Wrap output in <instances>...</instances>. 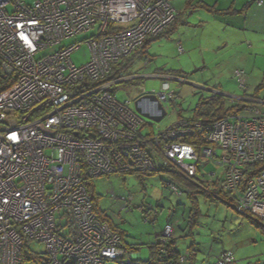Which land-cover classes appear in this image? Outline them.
I'll use <instances>...</instances> for the list:
<instances>
[{"label":"built area","instance_id":"obj_1","mask_svg":"<svg viewBox=\"0 0 264 264\" xmlns=\"http://www.w3.org/2000/svg\"><path fill=\"white\" fill-rule=\"evenodd\" d=\"M171 1L0 0V264H26L25 249L35 242L45 246L46 264H142L99 219L87 182L151 174L158 164L190 177L201 160L226 167V192L242 213L264 221V168L255 170L264 163V100L245 95L236 98L246 102L241 112L211 125L178 118L156 133L133 100L113 92L126 79L114 78V68L180 15ZM92 30L86 65L72 59L80 44L55 50ZM234 74L246 92V72ZM145 95L173 107L177 100L168 80ZM143 110L161 114L152 105ZM193 127L211 145L201 153L181 141ZM172 231L167 225L162 239ZM217 264H235L233 253Z\"/></svg>","mask_w":264,"mask_h":264},{"label":"rangeland","instance_id":"obj_2","mask_svg":"<svg viewBox=\"0 0 264 264\" xmlns=\"http://www.w3.org/2000/svg\"><path fill=\"white\" fill-rule=\"evenodd\" d=\"M211 28L210 26L205 29L203 27L195 28L189 35L190 38H194L191 46L187 47L182 44L185 47L182 52L179 51L178 44L180 32L175 34L172 39H159L152 42L148 49L149 56L138 55L139 58L137 57L133 67L129 69V74L125 73V77L134 76L136 73L147 77L156 71H167L168 74L162 72L164 76L166 74L169 76L170 72L173 73L170 76L173 78L170 85L171 92L175 93L177 97L175 107L169 102L163 104L164 108H169V111L159 123L145 120L147 124H154L153 129L156 133L166 131L173 125L180 118L178 112H181L183 116L181 119L194 117V108L200 97L209 95L206 91L201 90V86H215L217 82H221L222 86L227 88L230 93L226 96L228 106L237 104L244 106L246 102H239L237 97L255 96V90L244 92L239 88L234 74L235 70L230 68L240 61L237 54L232 55V48L226 47L218 50L213 42L207 43L211 36ZM221 32L213 37L215 42L220 40V38L216 39V36L219 35L221 38L227 36V32ZM94 34V30L82 33L65 40L55 50L80 44L81 48L72 54V59L77 66H84L91 60V53L86 41ZM200 34L204 37L202 41L201 39L199 41ZM200 42L205 45L201 47ZM224 58H227L228 62L217 67V60H224ZM126 61L129 60L124 62ZM261 61L262 59L259 58L256 70L253 73L249 72L248 75L257 77L263 75L264 63H260ZM178 76L183 79L181 80ZM157 77L156 79H141L139 80L140 84L135 87L133 86L136 82L125 79L115 88L118 100H133L132 108L135 110V101L140 97L149 92L161 91L163 80L159 75ZM250 87L256 88L252 84ZM142 88L145 89V92L142 91ZM262 93L264 91L261 92L262 96L258 95L257 97L264 99ZM210 170H216L219 173L221 169L217 170L214 165L209 164L207 171ZM170 181H172L170 174L158 170L150 176L131 173L98 177L91 180L90 186L97 210L99 213H107L118 228L124 231L127 244L147 245L150 242L148 240L154 239L153 231L161 229L160 221L163 220L166 223L170 218L173 220L171 223L175 224L170 238L178 239V248L181 252H186L192 244H198L195 249L194 264H216L217 256L222 251L232 252L236 264H264V231L240 213L234 204L209 201L199 196L202 215L198 219L199 224L192 230L193 235L189 236L187 227L191 202L186 193L174 192ZM127 204L131 205V211L124 209ZM155 210L161 211L156 222L146 224L144 217L149 213L151 215V212ZM144 211H148V214ZM157 221L159 225L156 224ZM31 251L45 254L46 248L43 244L35 242L31 244ZM139 253L143 260L150 257V250L147 246H142ZM134 259L137 262L140 261L135 258V255ZM26 264L35 263L31 261ZM106 264H122V262L110 261Z\"/></svg>","mask_w":264,"mask_h":264},{"label":"trees","instance_id":"obj_3","mask_svg":"<svg viewBox=\"0 0 264 264\" xmlns=\"http://www.w3.org/2000/svg\"><path fill=\"white\" fill-rule=\"evenodd\" d=\"M252 4H254V2H252ZM180 17H181V13L176 19V21L170 26L171 27L170 30H173L172 27H175L177 25V23L180 21ZM144 48H146V44ZM144 48L142 51H144ZM142 51H140V53H142ZM145 54L146 53H143V55ZM115 70L119 71V67H116ZM248 76L249 75L247 74V79H248ZM257 96L258 95L255 94L254 97L258 98ZM242 109H243V106L241 104L228 106L226 103V96L224 95L217 94V93L209 97H205V95H202L194 108V117L192 119H186V120L194 124L198 122H202L203 127H206L208 125H211L217 122L218 120L225 118L228 115L239 113L242 111ZM178 114L181 119L183 117L181 112H178ZM206 136L207 135H205L204 129L194 128V133L189 136L184 137L183 139H181V141L183 143H187V144L195 146L196 149L199 151V153H201L202 149L211 146ZM217 155L220 156L221 151L217 152ZM209 164L214 165L217 170L221 169L219 170V173H217L216 170L207 171V166ZM156 168H157L156 171H154L151 174L156 173L158 170L167 172L171 176L172 181H170V184L172 185L170 186L174 190V192L186 193L187 196L189 197V200L191 202V210H190L189 217H188L189 224L187 227L189 230V234H188L189 236L193 235L192 230L194 229L196 225L199 224L198 219L202 215L201 209H200L199 196L204 197L205 199L209 201H214V202L221 201L226 204H232V205L234 204L236 205L238 211L242 213L238 207L236 197L226 192V190L223 187V184L225 182L226 172H227L226 167L217 166L215 162L213 161L201 160V162L198 165V175L196 177L187 176L185 173L178 171L175 168L166 167L165 165L162 166L158 164ZM263 168H264V163L258 166L255 170L257 171V169H263ZM131 173H139L145 176L151 175L149 173H143V172L142 173L141 172H131ZM131 173H128V174H131ZM212 173L214 174L213 176H211ZM91 180L92 179L88 180L87 184L89 187L88 188L89 193L92 197V194H91L92 189L90 186ZM94 207H95V212L98 215L99 219L105 223H108L111 229L121 238L122 245L126 251H128L131 254H134V252L139 251V249H141V247L144 246L141 244H138V245L127 244L125 240L126 234L124 233V231L118 228V226L114 223L113 219L107 213L105 212L99 213L95 204H94ZM124 209L131 211L132 207L130 204H127L124 207ZM142 209H144L143 206H142ZM144 212L148 214V211H144ZM159 214H160L159 210L152 211L151 215L149 213L147 216L144 217V222L146 224H154L156 222V219L159 217ZM242 214L245 215L246 218L250 219L258 228H261L264 231V221L259 220L257 218L253 219L254 217L250 215H246L244 213ZM168 225H171L173 229L175 227V224L173 223L168 224ZM164 229L158 235V237H156L153 243L146 245L150 250V259L146 261L140 260L139 262H141L142 264H194V260H195L194 257H195V252H196L195 249H197L196 245L198 244H192L186 250V252H181L178 248L177 238L172 237V238L162 239V234L164 232ZM31 244L33 243H30L28 249H25L26 254L24 256V262L27 263V262L33 261L35 264H38V263L46 264L47 262H49L50 258L48 254L46 252L45 254H37V253L32 252ZM226 252H230V251H222L217 256V261H215L216 264L220 256ZM235 264H236V260H235Z\"/></svg>","mask_w":264,"mask_h":264},{"label":"crops","instance_id":"obj_4","mask_svg":"<svg viewBox=\"0 0 264 264\" xmlns=\"http://www.w3.org/2000/svg\"><path fill=\"white\" fill-rule=\"evenodd\" d=\"M253 0H172L171 4L173 7L181 13L180 21L177 23L175 27H172L173 30H170L169 27L166 32L157 39H149L146 43V48L142 53L138 52L133 54V56L129 59V61L123 62L119 67V71H116V67L113 71L114 77H124L125 73L129 74V69L133 67L134 62L138 59V55L149 56L148 49L152 42L159 40V39H172L175 34L180 32L178 36V44L185 45L187 47L191 46V42L194 38H190L189 35L193 32L195 28H202L205 29L209 26L211 28V36L207 43L213 42L217 49L220 50L222 48H232V55H238V60L240 63L234 64L231 70L243 69L244 71L253 73L257 68L258 59L261 58L262 61L260 63H264V5L259 7L255 4H252ZM221 31L227 32V36L221 38L219 35L216 36L220 38L219 42H215L214 38L216 34H221ZM197 35V34H196ZM195 35V37H196ZM188 37V38H187ZM203 36L200 34L199 41L203 40ZM243 44V45H242ZM182 47L185 49V47ZM204 43L200 42V46H204ZM195 46V45H193ZM241 52V53H240ZM143 53H146L143 55ZM209 53V52H206ZM240 53V54H238ZM225 56V55H224ZM138 57V58H137ZM227 58L224 60L219 59L217 60V67H220L221 64H226ZM206 63V62H205ZM261 64V65H262ZM241 67V68H240ZM244 67V68H242ZM262 68V67H261ZM260 68V69H261ZM264 71V69H263ZM162 72H154L150 76H141L139 73H136L134 76H128L130 82L134 81V86L139 85V80L141 79H156L157 76L165 82L168 80L169 82L172 81L171 75L173 73L170 72L169 76L162 74ZM173 72V71H172ZM126 75V76H127ZM183 79L181 76H178ZM217 77V76H216ZM263 79V80H262ZM262 82H259L261 81ZM178 81V80H175ZM183 82V81H182ZM250 82V84H249ZM252 82V83H251ZM254 85L256 87L253 89L250 85ZM199 86V85H198ZM201 90L206 91L209 95H205V97H209L213 94H221L227 96L229 93L228 89L223 87L221 82H217L215 86L205 85L201 86ZM255 90V94L262 96L261 92L264 91V73L262 76H248V88L246 91ZM264 95V93H262ZM264 100L263 98H259ZM140 98L137 100L139 101ZM147 103H142L141 106L143 107ZM179 116V114H178ZM161 212V211H160ZM173 220L168 218L167 222L165 223L163 220L160 221V225H162L160 230L153 231L154 239L148 244H151L155 241L156 237L162 232L164 227L168 224H171ZM158 224V221L156 223ZM155 224V225H156ZM196 244V243H195ZM133 245H138L134 243ZM146 246V245H144ZM198 246V245H196ZM201 246V245H199ZM139 251L134 252L135 258L140 257L138 260H143L142 255ZM196 255V254H195ZM234 255V254H233ZM150 257L146 260H149ZM143 260V261H146Z\"/></svg>","mask_w":264,"mask_h":264},{"label":"water","instance_id":"obj_5","mask_svg":"<svg viewBox=\"0 0 264 264\" xmlns=\"http://www.w3.org/2000/svg\"><path fill=\"white\" fill-rule=\"evenodd\" d=\"M143 102H150L153 103V105L156 103L158 110L161 112L160 115H152L151 113H146L144 112L143 108L139 105L140 103ZM136 111L142 115V117H144L145 119H148L154 123H159L162 121V119L166 116V112L163 109V106L161 103L158 102V100L154 97V96H145L143 98H141L137 103H136ZM138 259L140 257H137Z\"/></svg>","mask_w":264,"mask_h":264},{"label":"clouds","instance_id":"obj_6","mask_svg":"<svg viewBox=\"0 0 264 264\" xmlns=\"http://www.w3.org/2000/svg\"><path fill=\"white\" fill-rule=\"evenodd\" d=\"M252 2H253V1H252ZM254 4H255V3H254ZM255 5H256V4H255ZM259 7H261V6H259ZM179 14H180V13H179ZM161 36H162V35H161ZM159 37H160V36H159ZM159 37H157V38H159ZM157 38H152V39H157ZM147 41H148V40H147ZM146 43H147V42H146ZM146 43H145V44H146ZM142 50H143V49H142ZM142 50H141V51H142ZM138 52H140V51H138ZM138 52H136V53H138ZM134 54H135V53H134ZM123 62H124V61H123ZM245 72H246V71H245ZM114 78H120V77H114ZM122 78H126V79H128V77H125V76L122 77ZM172 79H173V78H171V80H172ZM168 82H169V81H168ZM169 83H170V82H169ZM118 85H119V84H118ZM116 87H117V85L114 87L113 92H114V94H115L116 97H117V93H116V91H115V88H116ZM170 87H171V85H170ZM145 96H152V95H144V96L140 97V99L143 98V97H145ZM244 96H245V95H244ZM237 98H241V97H237ZM117 99H118V98H117ZM156 99H157V98H156ZM157 100H158V99H157ZM238 101H239V100H238ZM133 102H134V101H133ZM137 102H138V101H135V111H136V103H137ZM158 102H159V101H158ZM143 103H147L146 105H150V106L152 105L153 107H156V108L158 109L156 103H155L154 105H153V103H150V102H143ZM159 103H161V102H159ZM141 104H142V103H140L139 105L141 106ZM161 104H162V103H161ZM146 105H144V106H146ZM144 106H143V107H144ZM162 106H163V104H162ZM141 107H142V106H141ZM143 107H142V108H143ZM163 109H164V106H163ZM164 110H165V109H164ZM158 111H159V110H158ZM136 112H137V111H136ZM165 112H166V111H165ZM157 115H159V114H157ZM141 116H142V115H141ZM166 116H167V113H166ZM166 116H165V117H166ZM165 117H164V118H165ZM143 118H144V117H143ZM164 118H163V119H164ZM144 119H145V118H144ZM163 119H162V120H163ZM145 120H146V119H145ZM153 123H154V122H153Z\"/></svg>","mask_w":264,"mask_h":264},{"label":"bare ground","instance_id":"obj_7","mask_svg":"<svg viewBox=\"0 0 264 264\" xmlns=\"http://www.w3.org/2000/svg\"><path fill=\"white\" fill-rule=\"evenodd\" d=\"M132 56H133V54L131 56H129L128 58H126V60H129ZM126 80H129V79H126ZM250 97L254 98L253 96H250ZM147 127H149V129L153 128L151 124H147Z\"/></svg>","mask_w":264,"mask_h":264}]
</instances>
